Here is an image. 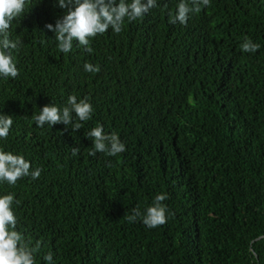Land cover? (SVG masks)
Wrapping results in <instances>:
<instances>
[{
	"label": "trees",
	"instance_id": "obj_1",
	"mask_svg": "<svg viewBox=\"0 0 264 264\" xmlns=\"http://www.w3.org/2000/svg\"><path fill=\"white\" fill-rule=\"evenodd\" d=\"M177 2L97 34L90 53L56 48L44 27L65 11L55 0H26L11 22L21 43L17 76L0 78L13 120L0 150L40 174L0 183V195L14 197L34 264L48 253L54 264H264V0H209L183 25L169 23ZM245 38L259 48L243 52ZM68 95L87 98L90 119L37 128L38 110ZM97 124L125 150L89 155ZM158 193L162 225L127 220Z\"/></svg>",
	"mask_w": 264,
	"mask_h": 264
},
{
	"label": "clouds",
	"instance_id": "obj_2",
	"mask_svg": "<svg viewBox=\"0 0 264 264\" xmlns=\"http://www.w3.org/2000/svg\"><path fill=\"white\" fill-rule=\"evenodd\" d=\"M209 0H178L175 10L168 12L169 23L179 22L183 25L190 14L207 6ZM26 0H0V78H15L17 68L11 51L21 43L20 39L9 38L11 22L25 11ZM55 5L65 10L54 24H45L52 33L56 48L62 53L73 49L74 42L85 52H91L90 39L110 29L119 33L125 19L132 21L146 14L149 9L157 6V0H55ZM240 48L243 52H255L259 45L245 38ZM86 73L97 72L98 66L85 62L82 66ZM92 106L87 98L77 99L68 95L65 103L59 107L50 103L42 106L33 116L36 127L63 124L65 130L72 132L81 128L80 122L90 119ZM12 116L0 113V139L7 136ZM70 125V128H69ZM91 141L89 155L105 152L108 156H116L125 150V145L115 133H106L99 124L84 133ZM79 149L71 147L75 156ZM39 168L30 171L29 161L20 154L0 150V183L11 186L21 177L36 179ZM166 194L158 193L149 205L143 209L133 208L126 217L129 222L137 219L147 228H155L165 222L166 206L162 203ZM14 197L11 193L0 195V264H34L33 253L36 247H29L22 240L21 234L15 230L16 217L12 205ZM18 203V201H16ZM39 242H37L38 244ZM45 264H54L51 253L43 256Z\"/></svg>",
	"mask_w": 264,
	"mask_h": 264
},
{
	"label": "water",
	"instance_id": "obj_3",
	"mask_svg": "<svg viewBox=\"0 0 264 264\" xmlns=\"http://www.w3.org/2000/svg\"><path fill=\"white\" fill-rule=\"evenodd\" d=\"M258 241V240H257Z\"/></svg>",
	"mask_w": 264,
	"mask_h": 264
}]
</instances>
